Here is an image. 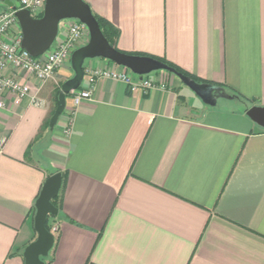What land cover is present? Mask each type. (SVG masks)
<instances>
[{
	"label": "crops",
	"instance_id": "crops-1",
	"mask_svg": "<svg viewBox=\"0 0 264 264\" xmlns=\"http://www.w3.org/2000/svg\"><path fill=\"white\" fill-rule=\"evenodd\" d=\"M85 1L118 30L119 50L243 99L208 105L173 74L164 88L136 90L103 78L73 114L68 95L51 129L74 70L67 62L42 86L33 80L43 106L0 109V264H26L35 204L56 172L49 264H264V128L246 113L264 106V0Z\"/></svg>",
	"mask_w": 264,
	"mask_h": 264
},
{
	"label": "water",
	"instance_id": "water-1",
	"mask_svg": "<svg viewBox=\"0 0 264 264\" xmlns=\"http://www.w3.org/2000/svg\"><path fill=\"white\" fill-rule=\"evenodd\" d=\"M7 6L17 9L14 0H0ZM22 29V46L34 57L46 53L58 38L61 23L67 19H78L90 29L89 41L77 48L71 57L74 76L66 80L56 93V110L50 120V128L54 129L60 116L66 109L67 97L79 88L84 80V65L88 59L103 58L114 62L132 73L145 75L152 72L167 71L179 77L192 89L204 103L215 106L219 98H235L223 86L209 82H198L194 78L178 72L164 61L148 55L126 53L110 44L105 37L100 23L90 4L85 0H46L42 17L35 18L28 9H17L16 12ZM247 115L264 128V106H251ZM63 184L62 172L51 174L45 180L41 193L36 201L35 229L37 238L24 250L26 264H47L43 259L50 255L55 244V234L46 226L50 215L57 216L59 208L53 203Z\"/></svg>",
	"mask_w": 264,
	"mask_h": 264
},
{
	"label": "built area",
	"instance_id": "built-area-1",
	"mask_svg": "<svg viewBox=\"0 0 264 264\" xmlns=\"http://www.w3.org/2000/svg\"><path fill=\"white\" fill-rule=\"evenodd\" d=\"M46 0H19L17 9H28L35 18L42 17ZM17 9L9 6L0 7V109H5L13 100L30 99L36 106H43L44 101L33 88L32 81L39 85L54 79L56 72L65 63H71L73 52L86 44L90 39V29L87 24L78 19L64 20L65 36L57 38L50 49L37 57L30 54L22 46V29ZM84 80L82 85L73 90L69 96L71 104L68 109L73 114L84 100L92 99L97 82L103 78L124 81L132 90L138 88L153 89L166 86L169 72L145 75L140 81H132V72L120 69L119 66L109 67L98 65L89 59L84 65ZM166 74V75H165ZM6 138L0 139V154L3 152ZM57 227L53 226L54 233Z\"/></svg>",
	"mask_w": 264,
	"mask_h": 264
},
{
	"label": "trees",
	"instance_id": "trees-1",
	"mask_svg": "<svg viewBox=\"0 0 264 264\" xmlns=\"http://www.w3.org/2000/svg\"><path fill=\"white\" fill-rule=\"evenodd\" d=\"M95 16H96V18L98 19V21L100 23L101 29H102L105 37L108 39V41L110 42L111 45L116 47L115 46V41H116V38H117V36L119 34L118 30L114 26H112L108 21H106L103 17H100L97 14H95ZM140 55H144V54H140ZM148 56H151V57H154V58L159 59L161 61H164L165 63H167L171 67L175 68L178 72H180V73H182L184 75L190 76V77L194 78L198 82H208V81H204V80H200V79L196 78L195 76L191 75L190 73H188L187 71H185L184 69L179 67L178 65H176L174 63H170V62L166 61L165 59H162L160 57H156V56H153V55H148ZM169 74H172V73L169 72ZM231 94L234 95L237 98L243 99V97L241 95H238L236 93H231ZM58 201H59V196H57L56 198L53 199V203L59 208ZM52 216L53 215H50L48 220H47V222H46V226H47V228L49 230L52 229V226H51V223H50V217H52ZM49 258H50V255L48 257L43 258L46 261L47 264H49Z\"/></svg>",
	"mask_w": 264,
	"mask_h": 264
},
{
	"label": "rangeland",
	"instance_id": "rangeland-1",
	"mask_svg": "<svg viewBox=\"0 0 264 264\" xmlns=\"http://www.w3.org/2000/svg\"><path fill=\"white\" fill-rule=\"evenodd\" d=\"M15 2H16L17 4H19V1H18V0H15ZM3 6H6V4L0 2V7H3ZM63 25H64V22L61 23V27H62V28H63ZM61 34H62V33H60V36H61ZM88 60H89V59H88ZM88 60H87V61H88ZM104 60H107V59H104ZM107 61H109V60H107ZM130 72H131V71H130ZM156 72H157V71H156ZM161 72H163V71H161ZM157 73H159V72H157ZM163 73H167V72L165 71V72H163ZM165 75H166V74H165ZM170 75H171V74H168L169 77H170ZM63 83H64V82H63ZM63 83H61V84L59 85V88H61V86H62ZM222 101H225L224 98H222V99L220 100V102H222ZM50 221H52V217H50Z\"/></svg>",
	"mask_w": 264,
	"mask_h": 264
}]
</instances>
